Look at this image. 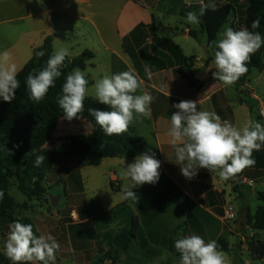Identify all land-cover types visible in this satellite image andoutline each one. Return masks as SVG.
Wrapping results in <instances>:
<instances>
[{"label": "crops", "instance_id": "1", "mask_svg": "<svg viewBox=\"0 0 264 264\" xmlns=\"http://www.w3.org/2000/svg\"><path fill=\"white\" fill-rule=\"evenodd\" d=\"M237 1L214 0L216 7L230 3L239 13L245 7V0ZM202 3L208 0H184L182 4L178 0H0V54L8 51L18 72L32 58L33 50L43 45L47 37H52L54 49L57 45L69 49V59L84 51L93 53L83 70L91 82L88 98H93L91 89L96 79L122 71L137 73L143 80V90L154 97L150 105L151 119H139L131 124L139 137L134 145V156L107 158L97 167L77 164L67 170V182L74 186L76 206L65 216L67 222H61L66 225L71 253L79 254L80 260L88 264L96 262L101 253L108 250L99 241L94 221L118 206H124L138 218L145 239L143 247L135 243L118 264H179L180 255L174 241L190 234L201 236L205 242L225 239L228 249L223 252L230 264H264V259L254 258L248 249L241 250L245 238L263 240V233L253 230L246 221L248 215L254 216L257 208L264 206L257 197L258 192L264 191L255 187L258 182L264 184V170H249L237 191L230 180L222 181L218 173H210L207 169H200L196 177L188 180L181 174L174 148L166 135L171 115L178 111L173 105L182 100L196 101L198 110L215 112L237 127L248 120L264 122L259 114L264 103L247 82L242 87L235 84L226 87L213 78L212 73L217 69L208 36L200 31L199 24L186 22V13H198ZM153 20L157 21L155 33L160 39H170L180 47L183 56L195 57L190 70L177 65L164 43L154 42L149 28L135 31L140 25H151ZM226 27L244 28L236 15L225 25L219 39ZM190 30L197 34V39L189 35ZM70 39H75V45L84 47L72 52L74 47ZM191 39L199 43L198 49L191 48ZM145 64L151 66V79L145 75ZM188 76L197 84L191 85ZM250 101L254 103L251 105ZM93 130L87 119H60L53 140L45 144L42 151L61 145V138L91 135ZM146 151L155 153V158L161 162L159 180L154 185L134 188L138 200L122 199V189L130 182L122 179L120 172ZM109 184L111 187L113 184V188L107 192L105 186ZM44 186L46 188V183ZM25 197L20 201L14 198L17 203L28 205L26 210H18V218H28L38 236L46 235V204L35 197ZM251 198L256 201L254 212L249 204ZM62 201L63 197L59 205ZM94 204L96 211L92 208ZM229 204L236 206L237 219L234 226L227 227L223 218ZM53 213L54 219L64 218L61 213ZM242 215H246L245 227L238 232L237 220ZM6 240L7 236L0 234V256L4 258L1 264H12L5 255ZM149 252L158 255L152 257Z\"/></svg>", "mask_w": 264, "mask_h": 264}, {"label": "clouds", "instance_id": "2", "mask_svg": "<svg viewBox=\"0 0 264 264\" xmlns=\"http://www.w3.org/2000/svg\"><path fill=\"white\" fill-rule=\"evenodd\" d=\"M209 9L215 11L214 0L202 3L198 13L187 12L186 22L199 24L200 18ZM259 26V19L254 20L251 29ZM262 46L264 36L259 32L226 27L222 38L215 43L214 64L217 71L212 73L213 78L226 87L233 86L248 72L247 63ZM35 55L43 57L45 53L39 51ZM69 55L66 47L55 48L44 67L34 74H28L25 83L32 101L40 102L50 88L55 87ZM144 72L149 79L152 78L150 65H144ZM17 76V65L10 53L4 51L0 54V99L4 102L11 103L15 98L20 87ZM89 91L85 71L75 68L67 74L62 84V94L57 97L65 119L71 121L80 117ZM91 95L99 104L110 109L88 110L107 136L122 135L135 121L151 119L150 105L154 97L143 90V80L133 71L104 74L92 85ZM173 107L178 111L171 115L166 135L174 148L176 163L186 179L192 180L200 169H207L210 173H218L222 181H228L255 164L253 152L264 148V124L248 120L242 127H237L228 120H222L215 112L198 110L196 101L182 100ZM44 160V155L37 154L35 166H40ZM160 167L161 162L155 158V153L146 151L135 157L120 172L121 178L130 182L122 189V199L138 200L133 189L144 184H156ZM3 195V191H0V199ZM9 229L4 249L12 264H55L60 245L51 234L38 236L32 224L19 221L10 224ZM174 247L180 255L179 264H230L226 254L219 250L216 240L205 242L197 234L180 236L174 241Z\"/></svg>", "mask_w": 264, "mask_h": 264}, {"label": "trees", "instance_id": "3", "mask_svg": "<svg viewBox=\"0 0 264 264\" xmlns=\"http://www.w3.org/2000/svg\"><path fill=\"white\" fill-rule=\"evenodd\" d=\"M245 8L237 13L236 9L230 3L216 7L215 11L209 9L206 14L200 18V31L208 36V45L215 52L217 49L215 43L219 40V35L225 25L232 17L239 16V21L244 28L251 31H257L264 36V0H245ZM259 19L260 26L257 29H251L254 20ZM149 28L152 31L154 42H162L172 52L177 65H183L188 70L191 69L195 62V57H185L179 46L175 45L170 39H160L156 32L158 24L153 20L149 26L140 25L135 30ZM172 30V29H171ZM189 35L197 39V34L190 30ZM53 39L47 37L40 47L33 50L32 58L18 72L17 78L20 81V87L17 89L16 96L11 103L4 102L0 99V191H3V198L0 199V234L3 236L9 232V225L14 221L25 224H32L36 234L34 224L28 218H18V210H26L27 204H19L10 194L11 180L16 178L18 181L19 191L28 198H34L39 193L31 194V190L39 187V182L35 181L33 186H24V175L35 171L44 163L55 160L57 163L69 158H76L81 166H99L104 159L116 158L122 156L132 157L135 154L134 145L139 142V137L130 125L128 131L122 135L107 136L102 128L96 124L95 118L89 115L90 108L99 110H110L107 106L99 104L93 98H86L84 101V111L80 117L73 120L87 119L94 127L91 135L67 136L61 138V145L42 151L45 144L53 140V133L60 119H65L62 109L57 102L58 95L62 94V84L67 74L73 69L80 68L85 70L88 61L93 58L91 51H84L76 58L65 59L61 69L62 75L57 78L55 87L50 88L49 92L40 102H34L29 98V91L26 87V77L29 73H35L46 65V61L53 52ZM43 51V57H37L36 52ZM264 61V46L251 56L250 62L247 63L248 72L241 76L235 83L236 86L242 87L248 81L253 70L259 68ZM174 64V63H172ZM191 85L197 82L188 76ZM91 82L89 81V85ZM240 103H245L240 101ZM251 108V106H250ZM6 154V155H4ZM37 154L45 156L44 162L40 166H35V157ZM25 159V160H24ZM255 164L247 167L237 174L234 179H230L235 184V191L241 183L242 178L249 170H264V148L260 151L253 152ZM24 160V161H23ZM16 168V170L14 169ZM22 168V172H18ZM113 188V184H112ZM35 191V190H34ZM257 197L264 202V193L258 192ZM106 218L107 223H119L120 228L116 233L106 232L103 238L108 245V250L100 255L96 262L91 264H118L122 254L130 251L135 243L141 247L145 245V239L141 230L139 220L132 213H129L124 206H118L115 209L101 216ZM96 222L94 221V224ZM246 225L255 231L263 233V240H257L255 237L247 240L248 251L256 259H264V206L257 208L254 216L248 215ZM245 227V225L243 226ZM71 232L75 230L72 226ZM244 231V228L242 229ZM220 251H227L228 243L223 238L217 240ZM149 255L155 257L157 252H149ZM4 258L0 256V264Z\"/></svg>", "mask_w": 264, "mask_h": 264}, {"label": "rangeland", "instance_id": "4", "mask_svg": "<svg viewBox=\"0 0 264 264\" xmlns=\"http://www.w3.org/2000/svg\"><path fill=\"white\" fill-rule=\"evenodd\" d=\"M180 4L183 3L184 0H178ZM223 3L224 1H232V0H221ZM237 2H241V0H238ZM240 4V3H239ZM246 4V1H245ZM245 8V7H244ZM71 43L73 44L74 49L72 52L78 51L80 48H83L84 46L81 45H75V39H70ZM191 48L192 49H198L199 48V43L191 39ZM60 46H56V48H59ZM247 85L250 86V89L253 90V93L259 98V101L264 103V61L263 64L259 67L253 70L252 74L249 76ZM251 105L254 103L253 101H250ZM264 124V122H263ZM6 155V154H4ZM25 160V159H24ZM23 160V161H24ZM78 160L76 158H69L66 160H63L61 162H56L54 159L51 160L49 163H44L41 165L38 169L35 171L29 172L28 174L24 175L23 178V185L28 187V186H33V182L37 181L39 182V187H35L33 191L31 190V194L39 193L38 195L35 196V198L40 199L46 204V235L51 234L56 241L60 245L59 251L56 253V261L55 264H88L87 261L84 262L80 260L79 254H73L71 253V243L68 242V236H67V231H66V225H63L67 222V219H65V216H69L71 208L75 207V192H74V186L70 183L68 184L67 181V170H71V168H74L77 166ZM16 170V168L14 167ZM22 168L18 170V172H22ZM46 183V188L44 184ZM109 184L106 187V191L110 192L112 190V187ZM256 189L260 191H264V184L261 182H258L255 185ZM18 188V181L16 178L11 180V187H10V194L17 200L20 201L22 199H25L26 197L19 191ZM66 192H64V189ZM35 190V191H34ZM61 196L63 197V201L61 205L59 203L61 202V198L58 200V204L56 206H51L50 204V196ZM88 195V194H87ZM90 193L88 197H90ZM85 198V196H84ZM254 199L249 200V204L252 206L253 212L255 211V203ZM93 211L97 210V205L94 204L92 206ZM53 212H58L61 213L60 216H63L64 218H61L60 220L54 219L53 218ZM68 215H65L67 214ZM66 218H71V217H66ZM64 220L65 223H62L61 221ZM106 218H99V220L96 221L97 224V231L100 234L99 236V241L102 242L101 244L103 247L108 248L107 243L105 242L103 238V234L106 232L109 233H116L119 228L120 224L117 222L115 224H110L107 223ZM7 232V235L8 236ZM2 235V234H1ZM37 235V234H36ZM247 239V238H246ZM248 239H251L248 238ZM136 247V245H135ZM132 250V249H131ZM130 250V251H131ZM103 253H101L102 255ZM125 255V254H124ZM123 256V254H122ZM121 256V257H122ZM63 257L66 259L64 260ZM132 264V263H129Z\"/></svg>", "mask_w": 264, "mask_h": 264}, {"label": "built area", "instance_id": "5", "mask_svg": "<svg viewBox=\"0 0 264 264\" xmlns=\"http://www.w3.org/2000/svg\"><path fill=\"white\" fill-rule=\"evenodd\" d=\"M259 114L260 117L264 120V107H261L259 109ZM250 184H252V182H250ZM224 222L226 224L227 227H230V224H232L234 226V223L236 222L237 219V213H236V206L233 204H229L225 211H224ZM234 228V227H233ZM247 240L248 239H243V244L241 246V250H247Z\"/></svg>", "mask_w": 264, "mask_h": 264}, {"label": "water", "instance_id": "6", "mask_svg": "<svg viewBox=\"0 0 264 264\" xmlns=\"http://www.w3.org/2000/svg\"><path fill=\"white\" fill-rule=\"evenodd\" d=\"M60 199V196L55 197V196H50V204L51 206H56L58 204V200ZM245 219H246V215H242L239 216L238 220H237V225H236V231L241 232L242 228L244 226L245 223Z\"/></svg>", "mask_w": 264, "mask_h": 264}]
</instances>
